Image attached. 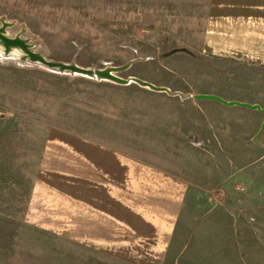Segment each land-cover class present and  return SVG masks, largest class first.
Instances as JSON below:
<instances>
[{"label":"rangeland","instance_id":"obj_1","mask_svg":"<svg viewBox=\"0 0 264 264\" xmlns=\"http://www.w3.org/2000/svg\"><path fill=\"white\" fill-rule=\"evenodd\" d=\"M137 3L0 5L8 35L32 50L127 80L58 71L0 47V264H264V112L195 97L264 109V68L170 48ZM50 130L104 142L188 181L167 256L149 255L150 241L128 242L142 255L97 256L70 239V225L54 223L46 204L31 215Z\"/></svg>","mask_w":264,"mask_h":264},{"label":"crops","instance_id":"obj_2","mask_svg":"<svg viewBox=\"0 0 264 264\" xmlns=\"http://www.w3.org/2000/svg\"><path fill=\"white\" fill-rule=\"evenodd\" d=\"M137 2L170 48L264 68V0ZM45 136L31 215L46 204L54 223L70 225V239L97 256L142 255L143 246L129 252L131 241H150L149 255L167 256L190 185L186 179L80 134L50 130Z\"/></svg>","mask_w":264,"mask_h":264},{"label":"water","instance_id":"obj_3","mask_svg":"<svg viewBox=\"0 0 264 264\" xmlns=\"http://www.w3.org/2000/svg\"><path fill=\"white\" fill-rule=\"evenodd\" d=\"M0 47L2 48V52L7 55L17 54L20 55V58L22 59H28L33 62L40 63L48 68L55 69L58 71H69L72 73H78L81 75H87L91 77H98V78H106L111 79L114 81H117L119 83H127V80L121 79L115 74L112 73L114 69H92L89 67H82L74 63H66V62H60V61H54L51 59L46 58L42 54L32 50L31 43L24 37H21L20 35H13L10 36L6 32V28L12 24V22L0 20ZM136 82L149 86L151 88H155L151 84L141 81L139 79L134 78ZM195 97L197 98H207V99H214L219 102H222L226 105H239L244 106L252 109H258L264 112V109L260 108L257 104H250L245 102H239V101H226L218 96L212 95V94H197Z\"/></svg>","mask_w":264,"mask_h":264},{"label":"bare ground","instance_id":"obj_4","mask_svg":"<svg viewBox=\"0 0 264 264\" xmlns=\"http://www.w3.org/2000/svg\"><path fill=\"white\" fill-rule=\"evenodd\" d=\"M6 59V58H5ZM102 69H106V68H100V70H102Z\"/></svg>","mask_w":264,"mask_h":264}]
</instances>
